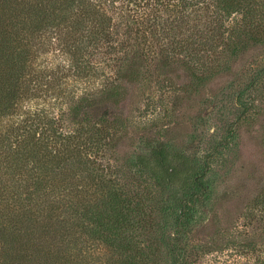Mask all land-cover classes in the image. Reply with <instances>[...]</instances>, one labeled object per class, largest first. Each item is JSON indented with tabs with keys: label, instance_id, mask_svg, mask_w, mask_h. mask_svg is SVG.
<instances>
[{
	"label": "rangeland",
	"instance_id": "obj_1",
	"mask_svg": "<svg viewBox=\"0 0 264 264\" xmlns=\"http://www.w3.org/2000/svg\"><path fill=\"white\" fill-rule=\"evenodd\" d=\"M62 1L14 29L0 0L25 50L0 58V264H264V0ZM161 148L209 187L184 234L137 164Z\"/></svg>",
	"mask_w": 264,
	"mask_h": 264
},
{
	"label": "trees",
	"instance_id": "obj_2",
	"mask_svg": "<svg viewBox=\"0 0 264 264\" xmlns=\"http://www.w3.org/2000/svg\"><path fill=\"white\" fill-rule=\"evenodd\" d=\"M119 1L122 4L130 3L129 0ZM188 1L136 0L135 3L140 6V12L149 17V21H154L162 12L174 14L179 7L186 5ZM51 2L63 3L62 0H48L47 2L45 0H5L4 6L8 11L10 23L11 21L14 22L11 24L12 28L21 27L17 26V21L20 19L30 23L32 26L35 22L36 27H34L39 28L42 24L50 25L49 23L53 20L61 21V14L58 10L48 7ZM76 2L77 4H75ZM81 4H83V9L81 8ZM69 5L78 9L80 12L88 14L89 9H93V7L98 9L100 4L94 3L93 5L91 1L87 0H67L66 7ZM12 37V32L8 28H5L4 23L0 21V58L6 56L10 62L19 66L20 60L16 59V57L25 50H22L23 45L19 46L16 43L13 45ZM8 77L13 81V75L6 74L2 76L1 83L8 84V82H4ZM4 91V88L0 85L1 101L7 103L11 99V96L13 97L15 95L13 84L10 82L8 92L2 94ZM137 164L155 179L171 187L177 193L180 192L181 198L176 200L173 206L171 205V218L176 229L180 231V234H184L195 215V205L202 204L210 196L209 187L203 182L202 170H200L197 164L189 162L183 156H175L164 148L155 150L147 158L140 157L137 159ZM115 231L118 230L116 229ZM126 245L128 249L135 252L136 247L134 244ZM178 261L180 260L178 259Z\"/></svg>",
	"mask_w": 264,
	"mask_h": 264
}]
</instances>
